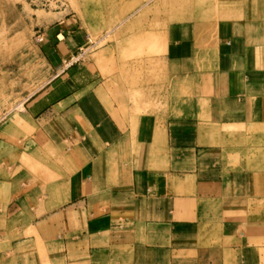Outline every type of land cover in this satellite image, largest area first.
I'll list each match as a JSON object with an SVG mask.
<instances>
[{
  "label": "crops",
  "instance_id": "obj_1",
  "mask_svg": "<svg viewBox=\"0 0 264 264\" xmlns=\"http://www.w3.org/2000/svg\"><path fill=\"white\" fill-rule=\"evenodd\" d=\"M121 5L122 52L67 16L48 79L0 100V264H264L242 218L264 196V0Z\"/></svg>",
  "mask_w": 264,
  "mask_h": 264
},
{
  "label": "rangeland",
  "instance_id": "obj_2",
  "mask_svg": "<svg viewBox=\"0 0 264 264\" xmlns=\"http://www.w3.org/2000/svg\"><path fill=\"white\" fill-rule=\"evenodd\" d=\"M121 4L122 0H0V100L6 106H13L48 79V65L41 53L40 38L44 29L57 20L67 16L77 18L91 38L98 41V46L116 41L121 51L125 34L121 28L116 30L106 25L109 19L117 17ZM126 40L128 42V38ZM130 40L123 53L137 51V38ZM94 41L79 50L80 58L95 51ZM129 45L134 49L128 50ZM256 151L252 157L264 164V139L258 141ZM242 207L248 209V216L251 215V218L242 215L243 220L249 222L248 231L264 237V196L243 202ZM225 254L231 260L234 252L227 250ZM114 264L139 262L115 260Z\"/></svg>",
  "mask_w": 264,
  "mask_h": 264
},
{
  "label": "built area",
  "instance_id": "obj_3",
  "mask_svg": "<svg viewBox=\"0 0 264 264\" xmlns=\"http://www.w3.org/2000/svg\"><path fill=\"white\" fill-rule=\"evenodd\" d=\"M40 39H41V38H40ZM80 55H81V54H79V56H78L77 58H79V57H80Z\"/></svg>",
  "mask_w": 264,
  "mask_h": 264
}]
</instances>
